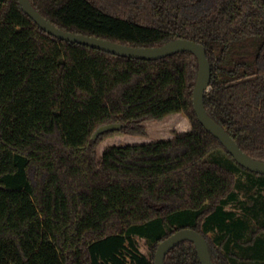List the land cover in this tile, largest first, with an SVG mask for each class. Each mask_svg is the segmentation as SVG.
<instances>
[{
	"label": "trees",
	"instance_id": "obj_1",
	"mask_svg": "<svg viewBox=\"0 0 264 264\" xmlns=\"http://www.w3.org/2000/svg\"><path fill=\"white\" fill-rule=\"evenodd\" d=\"M29 1L73 33L133 47L180 38L203 45L207 114L264 161V0ZM197 70L188 51L144 60L55 38L18 0H0V264H153L158 243L182 228L206 239L214 264H251L239 248L257 238L255 261L264 264V195L237 173L263 186L264 175L240 166L198 121ZM172 113L190 128L98 155L104 138L146 136L145 122ZM108 123L122 127L93 140ZM216 150L230 163L209 159ZM240 191L258 225L225 208L240 206ZM164 264L200 261L184 240Z\"/></svg>",
	"mask_w": 264,
	"mask_h": 264
},
{
	"label": "water",
	"instance_id": "obj_2",
	"mask_svg": "<svg viewBox=\"0 0 264 264\" xmlns=\"http://www.w3.org/2000/svg\"><path fill=\"white\" fill-rule=\"evenodd\" d=\"M21 10L27 14L42 30L55 38L79 43L96 48L114 55L131 57L144 60H156L177 52L188 51L195 55L198 62L197 76L192 91V102L194 112L200 124L213 135L233 159L246 170L264 175V161L248 156L222 126L217 124L204 108L203 96L209 89L210 64L206 57L205 48L200 43L188 39H175L155 47H133L120 44L107 39L88 36L80 33H73L60 29L47 21L30 3L29 0H18ZM120 123H108L99 126L93 133L95 140L101 133L112 130H119ZM188 240L194 244L200 264H214L209 254L206 239L197 231L191 228H182L160 241L154 252L153 264H164V257L167 252L181 241Z\"/></svg>",
	"mask_w": 264,
	"mask_h": 264
},
{
	"label": "rangeland",
	"instance_id": "obj_3",
	"mask_svg": "<svg viewBox=\"0 0 264 264\" xmlns=\"http://www.w3.org/2000/svg\"><path fill=\"white\" fill-rule=\"evenodd\" d=\"M146 130L148 131V135L146 136H135V135H129L125 134L122 132H118L115 134H112L106 138H104L98 145L97 147V153L98 155L101 154L102 150L109 145H133V144H143L151 141H155L156 139L153 138L154 136L159 139L163 138L169 139L172 138L173 131L176 132H184L187 131L190 128V124L188 119L181 113H172L167 117L166 119L164 118L160 122H155V121H149L144 123ZM211 160H217L219 163L227 165L229 162V159L223 154L221 150H216L212 154L209 155L208 157ZM237 176L241 178V181L243 182H251L253 184L254 190L257 192V194H260L263 196L264 195V186L256 181L255 179H250L246 177L244 174L237 173ZM249 180V181H248ZM244 192V191H243ZM242 191H240L237 201L239 202V207L234 206L233 203L225 205V208L227 210H234L236 213L239 214V216H242L244 219V222L247 224H255L258 225L259 223V218L258 217H252L251 214L249 213L250 209V204L248 203L250 200V194H246L244 192L243 194ZM250 193V192H249ZM252 199V198H251ZM252 204V203H251ZM232 210V211H233ZM249 214V215H248ZM250 220V221H249ZM249 226V225H248ZM251 227H249L250 229ZM249 230H246L243 235L241 236L242 239H247L249 237ZM209 236H214V232H209ZM138 244L140 249L145 252L146 251V243L144 240L137 238ZM240 254H243L244 256H249L257 259L259 257L261 252V244L258 242L257 238L252 244H248L244 246L243 248H239ZM239 254V253H238ZM241 255V256H243ZM257 256V257H256ZM252 260L251 264H256L257 261Z\"/></svg>",
	"mask_w": 264,
	"mask_h": 264
},
{
	"label": "crops",
	"instance_id": "obj_4",
	"mask_svg": "<svg viewBox=\"0 0 264 264\" xmlns=\"http://www.w3.org/2000/svg\"><path fill=\"white\" fill-rule=\"evenodd\" d=\"M167 117H169V115H168V116H166V117H165V119H166ZM146 133H147V135H148V131H147V130H146ZM153 138H155L156 140H162V139H163V138H160V137H159V139H158V138H157V137H155V136H154Z\"/></svg>",
	"mask_w": 264,
	"mask_h": 264
}]
</instances>
